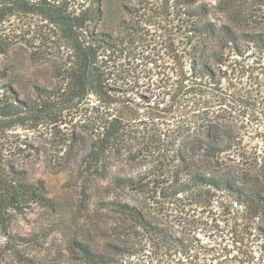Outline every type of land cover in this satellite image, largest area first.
<instances>
[{"label": "trees", "instance_id": "trees-1", "mask_svg": "<svg viewBox=\"0 0 264 264\" xmlns=\"http://www.w3.org/2000/svg\"><path fill=\"white\" fill-rule=\"evenodd\" d=\"M32 1L21 0L19 9L56 26L68 51L58 85L34 86V100L11 96L13 107L79 116V170L89 173L113 162L109 181L130 198L103 204L113 216L110 238L100 250L74 242L77 262L258 264L252 250L264 251V148L248 146L233 116L253 111L249 90L229 91L221 82L225 63L233 56L250 58L249 51L257 53L254 63L264 76V31L254 15L264 0H222L223 21L211 18L210 6L181 0L187 48L168 60L153 54L159 78L136 95L120 83L129 70L126 60L139 52L140 23L131 18L133 11L105 32L96 26L98 4L76 9L78 0ZM1 104L0 117H13L14 110ZM240 117L242 127L253 120ZM16 181L0 196L1 219L28 203H49L43 181ZM201 233L210 234L202 239Z\"/></svg>", "mask_w": 264, "mask_h": 264}, {"label": "rangeland", "instance_id": "rangeland-1", "mask_svg": "<svg viewBox=\"0 0 264 264\" xmlns=\"http://www.w3.org/2000/svg\"><path fill=\"white\" fill-rule=\"evenodd\" d=\"M20 1L0 0V100L1 105L14 110L13 117H0V196L10 190L16 180L25 184L43 181L49 203H28L22 212L0 218V264H79L73 249L74 242L100 250L110 238L113 216L103 204L117 199L130 201V198L127 192L115 189L109 181L114 172L111 169L113 162L102 168L95 167L89 173L79 170L77 158L82 138L79 116H45V113H30L19 107L14 109L11 96H17L19 100H34V86L50 89L58 85V71L68 51V44L58 28L33 13L19 9ZM196 1L211 7L212 19L224 20L218 9L222 0ZM180 2L78 0L75 8L98 4L101 16L96 26L105 32L114 31L121 19L130 17L128 9L134 12L131 18L140 23L137 32L139 52L136 58L126 60L129 70L120 83L126 84L125 91L136 95L159 78V70L151 62L153 54L160 57V61L168 60V57L178 56L187 48V18ZM71 3L74 4L73 1ZM254 15L264 31V9ZM140 52L145 56L149 54L150 59L146 56L143 61L139 60L137 55ZM247 55L250 58L233 56L225 63L229 68L221 87L231 91L242 86L249 90L244 89L249 101H243H248L253 111L249 113V110L247 114L236 111L233 116L240 121L248 146L262 149L264 76L254 63L257 53L249 51ZM260 58L264 62V58ZM8 88L13 93H9ZM45 105L39 110L43 111ZM240 116H251L253 120L242 127L243 117ZM6 124L10 125L7 129L4 128ZM201 229L205 232V226ZM209 234L201 233L200 237L204 239ZM252 251L256 262L264 264V251L257 248ZM136 261L137 258L133 259L131 264H137Z\"/></svg>", "mask_w": 264, "mask_h": 264}]
</instances>
